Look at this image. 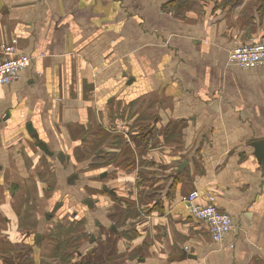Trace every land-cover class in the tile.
Instances as JSON below:
<instances>
[{
  "label": "crops",
  "instance_id": "1",
  "mask_svg": "<svg viewBox=\"0 0 264 264\" xmlns=\"http://www.w3.org/2000/svg\"><path fill=\"white\" fill-rule=\"evenodd\" d=\"M167 1L0 0V44L18 38L32 58L0 85V264H43L58 247L72 264L79 240L77 264H264V168L251 144L264 139V65L229 59L264 37V0H196L177 14ZM130 128L138 144L121 135ZM52 169L62 207L37 245L50 210L35 201L50 204ZM73 169L83 178L69 181ZM192 190L233 217L223 240L192 214ZM186 252L196 258L174 257Z\"/></svg>",
  "mask_w": 264,
  "mask_h": 264
},
{
  "label": "built area",
  "instance_id": "2",
  "mask_svg": "<svg viewBox=\"0 0 264 264\" xmlns=\"http://www.w3.org/2000/svg\"><path fill=\"white\" fill-rule=\"evenodd\" d=\"M31 56L23 53L18 38L0 44V85L15 82L20 73L29 66ZM229 59L244 68L264 65V37L258 41L242 43L229 52ZM190 202L192 214L205 222L215 241H221L225 235L235 229L233 217L221 210L214 202L200 203L198 190H192L183 198ZM188 248V247H186Z\"/></svg>",
  "mask_w": 264,
  "mask_h": 264
},
{
  "label": "rangeland",
  "instance_id": "3",
  "mask_svg": "<svg viewBox=\"0 0 264 264\" xmlns=\"http://www.w3.org/2000/svg\"><path fill=\"white\" fill-rule=\"evenodd\" d=\"M175 14V13H174ZM29 126H30V124H26V129H27V131H30V128H29ZM117 132V131H116ZM120 132H122V134L121 135H125V137H126V140H127V142H132L133 144H138V142H139V140H138V138H137V136H138V132H140L139 131V128H135V129H122V130H120ZM53 170V172H52V176H51V178H50V176H49V174L48 175H46V177L43 179V183H45V184H51V188H52V190H53V192H52V195H51V202H50V204H48V202H46L45 203V201H43L44 199H41V198H37L36 199V201H35V207H37V212H39V210H44V211H49L52 207H53V205H54V203L57 201V200H59L60 199V197H61V195H60V193L57 191V188L59 187V177H58V175H56V171L54 170V169H52ZM42 174H44V173H42ZM75 179H76V177H74ZM75 179H73V180H75ZM72 180V181H73ZM101 182H103V184H108L110 187H116L115 186V183H106V181H103V180H101ZM81 213V211H79V214ZM58 215V214H57ZM70 218V216H68V217H65V220H67V219H69ZM118 220H119V217H118ZM117 223H115V226L117 227V229H119V230H121L122 228L120 227V225L121 224H123L124 223V220H122V219H120L119 221H116ZM72 227L74 228V230H77L80 226H78V225H72ZM44 229V224L43 223H41V225L39 226V230H43ZM101 231H106V228H103V227H101V229H100ZM95 231V229L94 228H92L91 227V229H90V233H92V234H94L95 236H97V232H94ZM81 234V233H80ZM80 234L78 235V236H80ZM93 235V236H94ZM96 240V239H95ZM95 240H93V242L95 241ZM82 241H77L76 242V245H79L80 243H81ZM92 242V241H91ZM75 244H74V246H73V248H71L70 247V250H69V252L70 253H73L72 255H71V257H74V258H72V260L73 261H70V263H72V264H77V260H78V253H76L75 251H76V246ZM91 248H92V246H91ZM9 249H11V247L10 248H7L6 250H9ZM111 250V249H110ZM57 252L58 253H53V254H51V255H48L49 257H51V256H54V255H58L59 257H60V259H58V258H56L55 259V257L54 258H48L50 261H48V260H45V261H43V264H69V261H66L63 257L66 255V254H68L66 251H62V252H65V254H60L59 252V247L57 248ZM187 253V252H186ZM8 255H11V253H8ZM14 255V254H13ZM26 258H28V257H26ZM91 259V258H90ZM49 262V263H48Z\"/></svg>",
  "mask_w": 264,
  "mask_h": 264
},
{
  "label": "water",
  "instance_id": "4",
  "mask_svg": "<svg viewBox=\"0 0 264 264\" xmlns=\"http://www.w3.org/2000/svg\"><path fill=\"white\" fill-rule=\"evenodd\" d=\"M30 128V133L33 135L34 139L36 140V144L37 146L44 151V153H46L47 155L49 156H54L55 155V152H53L49 146L47 145V143H45L42 139L39 138V135L34 131V129L31 127V125L29 126ZM252 146L254 147L255 151V155L259 161V163L263 166L264 168V139H256L254 140L252 143ZM59 160L61 161H64L65 159V156L63 153H60L59 155ZM187 163V161L183 162L181 165H180V169H183L184 168V165ZM105 175L107 174H101V177H104ZM75 177V176H73ZM103 189L104 191L106 192H109L110 194H114L116 195L117 194V191L115 188H109L107 185H103ZM58 207V205L55 207V209ZM53 213H48L46 215V218L47 219H50L52 217ZM113 229L115 230V232H119L120 230L117 229L116 226L113 227ZM95 236H93L92 238V241L94 240ZM41 239V236H39L38 238V241ZM186 256L188 257H193V258H196L194 255H191V254H187V253H184L182 254L181 256L178 255V256H174L176 257L177 259H181L182 258H185Z\"/></svg>",
  "mask_w": 264,
  "mask_h": 264
},
{
  "label": "flooded vegetation",
  "instance_id": "5",
  "mask_svg": "<svg viewBox=\"0 0 264 264\" xmlns=\"http://www.w3.org/2000/svg\"><path fill=\"white\" fill-rule=\"evenodd\" d=\"M43 151V150H42ZM44 152V151H43ZM46 154V153H45ZM59 154L58 153H55V155L54 156H52V157H54L55 159L57 158L58 160H59V156H58ZM65 156V159H64V161H61V160H59L64 166H69V163L71 162L70 161V155H67V154H65L64 155ZM96 161V159H91L90 161H88V163L89 164H91V163H94ZM81 170V169H80ZM69 171V170H68ZM71 175L69 176L70 177V180L69 181H71L72 182V180L73 179H75L73 176H75L76 177V179L77 178H79V177H81V178H83L82 176L83 175H81V176H78V172L75 170L74 171V169L72 170V173H70ZM104 174H107L108 175V173H104ZM107 175H105L104 177H101V175L99 176L100 178H101V180H103V179H105L106 177H107ZM83 181V182H82ZM81 182V184L82 185H84V186H86V187H88V186H90L89 184H87V181L86 180H82ZM103 185H107L109 188H113V187H110L108 184H102V186H101V188L103 187ZM85 190H87L86 188H84ZM88 191V190H87ZM109 193V192H108ZM82 202L84 203V204H86V206L89 208V210L91 211V210H93L94 209V206H95V200L94 199H92V197H91V195H84L83 197H82ZM58 205V207L55 209V207ZM61 207H62V204H61V201L60 200H57L55 203H54V205H53V207L50 209V211L49 212H46L44 215H43V217H42V219H41V223H43L44 224V226L50 221V220H52L54 217H56V214L58 213V211H60V209H61ZM79 212V211H78ZM48 213H53V215H52V217L50 218V219H47L46 218V215L48 214ZM73 216L74 217H76L77 216V212H75L74 214H73ZM115 226V224H112L111 226H110V228L115 232V230L113 229V227ZM119 230V229H118ZM120 232V231H119ZM116 233V232H115ZM118 233V232H117ZM94 235V234H93ZM39 236H41V239L38 241V238H39ZM95 236V235H94ZM92 238H93V236H92ZM92 238H91V241H92ZM96 239V236H95V238H94V240ZM43 240H44V237H43V234H42V231L41 230H39L38 231V234H37V236H36V244L37 245H39V244H41L42 242H43ZM93 242V241H92Z\"/></svg>",
  "mask_w": 264,
  "mask_h": 264
},
{
  "label": "trees",
  "instance_id": "6",
  "mask_svg": "<svg viewBox=\"0 0 264 264\" xmlns=\"http://www.w3.org/2000/svg\"><path fill=\"white\" fill-rule=\"evenodd\" d=\"M166 3L173 4L175 13L181 12L182 10L184 12L188 11L189 8H193L196 6L197 1L196 0H169Z\"/></svg>",
  "mask_w": 264,
  "mask_h": 264
}]
</instances>
